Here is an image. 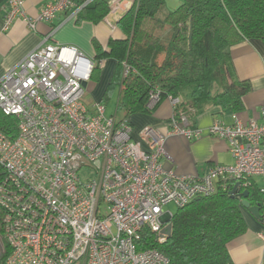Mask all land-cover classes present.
<instances>
[{
    "label": "built area",
    "instance_id": "2783aa9c",
    "mask_svg": "<svg viewBox=\"0 0 264 264\" xmlns=\"http://www.w3.org/2000/svg\"><path fill=\"white\" fill-rule=\"evenodd\" d=\"M91 1L48 0L31 19L25 0H6L5 26L23 16L35 28L59 12L76 20ZM130 8L125 0H110L103 20L114 28ZM55 30L0 77V110L18 120L15 138L0 131V256L9 251L2 264H169L159 250L139 248L143 229L159 244L167 240L162 231L173 214L166 206L230 192L236 183L244 190L254 184L264 195V106L256 119L244 122L234 114L232 124L209 126L211 136L227 142L232 164H215L202 175L177 174L162 166V135L143 129L140 136L151 147L145 151L131 139L127 119L108 115L102 101L86 104L83 83L102 60L52 43ZM128 70L125 65L124 75ZM168 98L172 133L198 138L189 115L175 113L180 100ZM159 100L155 90L148 104ZM258 236L264 251V218Z\"/></svg>",
    "mask_w": 264,
    "mask_h": 264
},
{
    "label": "trees",
    "instance_id": "16d2710c",
    "mask_svg": "<svg viewBox=\"0 0 264 264\" xmlns=\"http://www.w3.org/2000/svg\"><path fill=\"white\" fill-rule=\"evenodd\" d=\"M109 1L92 0L81 9L76 22L102 21ZM164 5V0H136L118 22L126 39L111 41L107 50L95 45L96 61L110 56L117 62L102 102L117 92L116 113L123 115L121 119L149 112L150 93L155 90L160 100L178 98L181 103L175 113L186 112L189 121L210 104L240 111L250 85L237 79L230 48L244 40L264 43V0H182L173 11H165ZM125 65L129 70L124 75ZM100 70L101 65L96 64L90 81L97 82ZM17 124L14 115L0 110L1 132L15 138ZM3 177L0 165V181ZM246 190L250 203L260 206L263 219L264 195L254 184ZM243 191L237 187L230 195L217 190L176 208L167 240L159 244L153 233L143 229L139 248L159 250L169 264H232L228 243L246 231L241 212ZM2 217L0 207L1 236ZM8 253L6 249L0 256V264Z\"/></svg>",
    "mask_w": 264,
    "mask_h": 264
},
{
    "label": "crops",
    "instance_id": "0c3cea01",
    "mask_svg": "<svg viewBox=\"0 0 264 264\" xmlns=\"http://www.w3.org/2000/svg\"><path fill=\"white\" fill-rule=\"evenodd\" d=\"M47 1L25 0V16L36 18ZM125 1L132 7L136 0ZM5 3L6 0H0V77L35 49L51 27H56L51 37L52 43L74 46L86 56L93 58L96 56L95 45L107 50L111 41L126 39L118 24L119 21L114 28H110L104 22V18L97 23L90 20L76 22L77 19L69 18L66 12L57 13L51 22H37L35 28L25 24L23 16L17 17L6 27L3 11ZM164 3L165 11H173L182 0H164ZM230 57L237 79L248 82L250 90L242 96L243 107L240 111L233 112L220 105L210 104L203 111L193 115L190 120L191 126L201 131L198 138L189 139L185 135L172 133L171 117L174 114V107L169 98H163L156 104H148L147 113H134L127 117L131 127V139L139 143L143 150H151L148 142L140 136L143 129L149 127L165 138L164 152L160 158L164 169L182 175H202L215 164L233 163L227 142L211 136L208 128L214 121L232 124L234 114L244 122L259 117L264 106V43L259 39L244 40L231 46ZM116 64L113 57L102 59L97 82L90 81L86 85L87 95L90 96L89 102L102 101ZM110 103L114 105L112 115L121 119L123 115L116 113L117 92H114L105 103L106 109ZM255 180L261 184V180ZM241 212L246 223V231L228 243L232 264H264L262 241L258 236L262 229V218L254 217L245 208H242Z\"/></svg>",
    "mask_w": 264,
    "mask_h": 264
},
{
    "label": "water",
    "instance_id": "95a60500",
    "mask_svg": "<svg viewBox=\"0 0 264 264\" xmlns=\"http://www.w3.org/2000/svg\"><path fill=\"white\" fill-rule=\"evenodd\" d=\"M191 36H192V31L190 29V32H189V37H188V40H189V45H191ZM83 86H86V83H83ZM237 183L235 184V186L233 187V189L229 192L230 195H233L234 194V191L237 187ZM243 197L241 199V205L247 209L254 217L256 218H260V206L259 205H252L250 203V201L247 199V195H248V191L245 190L243 191L242 193ZM171 229H172V225L171 223H169L165 229H163L162 233L166 234L167 236H170L171 235Z\"/></svg>",
    "mask_w": 264,
    "mask_h": 264
},
{
    "label": "rangeland",
    "instance_id": "374dc122",
    "mask_svg": "<svg viewBox=\"0 0 264 264\" xmlns=\"http://www.w3.org/2000/svg\"><path fill=\"white\" fill-rule=\"evenodd\" d=\"M88 99H90V96L86 95V97H85L86 104L89 103ZM87 101H88V102H87ZM106 113H107L108 115H112V114H114V105H113V103H110V104L108 105V107H107V109H106ZM79 175H80V177H81V179H82V170L79 171ZM83 178H84V177H83ZM167 210L170 211V212L173 214V213H175V211H176V207H175L174 205H168V206L165 207V211H167Z\"/></svg>",
    "mask_w": 264,
    "mask_h": 264
}]
</instances>
